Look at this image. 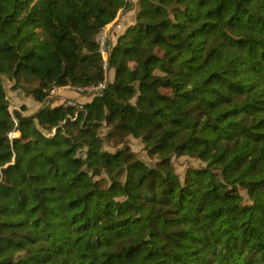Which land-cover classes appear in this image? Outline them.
Listing matches in <instances>:
<instances>
[{
  "label": "trees",
  "instance_id": "obj_1",
  "mask_svg": "<svg viewBox=\"0 0 264 264\" xmlns=\"http://www.w3.org/2000/svg\"><path fill=\"white\" fill-rule=\"evenodd\" d=\"M132 5L0 0V264H264V0H137L102 94L9 111L103 81Z\"/></svg>",
  "mask_w": 264,
  "mask_h": 264
},
{
  "label": "rangeland",
  "instance_id": "obj_2",
  "mask_svg": "<svg viewBox=\"0 0 264 264\" xmlns=\"http://www.w3.org/2000/svg\"><path fill=\"white\" fill-rule=\"evenodd\" d=\"M128 11H129V13H132L131 10L126 9L124 11V9H121L118 11L117 15L115 16L114 19H117V21L120 22L121 26L119 28H117V30H115L111 34V37H110L111 42H113L116 39V38H112L113 36L116 37L119 33L124 32L126 27L129 24H131V21L129 19L130 17L128 16ZM135 14H136V10H135ZM107 59H108V57H107ZM103 60H104V57H103ZM0 69H5L3 58L1 55H0ZM108 69H105L106 72H105V78L104 79L111 80L114 76V70L113 69L108 70ZM4 80L7 82V78L4 77ZM6 86H7V91H8L9 97H10V102H14L18 106L24 104L26 106V108L24 109V113H27V114L32 113V112L36 111L38 108L43 107V106L46 107L47 105L53 106L54 104H61V97L60 96L54 98L53 101H51V102L41 103V102H38L36 100H33L30 96L25 95L24 92H22L21 90L13 89L11 87V83H7ZM81 98L84 101L86 99V97H80V99ZM91 99H92V97H90V100ZM83 100H80V101H83ZM44 132L46 133L47 131L44 130ZM14 138H12V139H14ZM129 139H130V141H129L130 149L132 151H134L147 164H150V165L154 164V162L156 161V158H153V157L148 155L146 149L144 148V144H143L142 140L139 137L134 136V135H130ZM172 159H173V164L176 168V171L180 174V176L182 178L184 177L186 170L189 169L190 167L205 164L204 161H202L200 158H198L196 156L181 155V156H174ZM245 197L247 198V194H245Z\"/></svg>",
  "mask_w": 264,
  "mask_h": 264
},
{
  "label": "built area",
  "instance_id": "obj_3",
  "mask_svg": "<svg viewBox=\"0 0 264 264\" xmlns=\"http://www.w3.org/2000/svg\"><path fill=\"white\" fill-rule=\"evenodd\" d=\"M120 22L117 21V19H114L101 27L97 34H96V40L98 42V50L101 53V55L104 57L103 60V67L104 69L109 68V62H108V55L110 54L111 50V34L119 28ZM108 80L104 79L103 81L97 83V84H91V85H62V84H54L49 87H45L43 85V90L48 92V97H61V104L63 105H71V106H77L81 107L83 105L84 101H80V97L82 96H88V95H94V94H102L103 89L106 87ZM65 89L72 90V94L65 93ZM19 106L16 105V103L11 102L9 105V111L13 112L15 108H18ZM10 122L13 124L12 128H10L6 132V136L10 139L16 137L19 132L17 129V119L14 116V114H11Z\"/></svg>",
  "mask_w": 264,
  "mask_h": 264
},
{
  "label": "crops",
  "instance_id": "obj_4",
  "mask_svg": "<svg viewBox=\"0 0 264 264\" xmlns=\"http://www.w3.org/2000/svg\"><path fill=\"white\" fill-rule=\"evenodd\" d=\"M131 2H133V5L131 6V7H128V8H126L127 10H131L132 11V13H129V11H128V16L130 17L129 19H130V21H131V23H133L134 21H135V2L137 1V0H130ZM126 9H124V11L126 10ZM124 13V12H123ZM126 13V12H125ZM132 14V15H131ZM126 16V15H125ZM124 17V16H123Z\"/></svg>",
  "mask_w": 264,
  "mask_h": 264
}]
</instances>
